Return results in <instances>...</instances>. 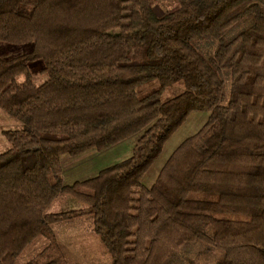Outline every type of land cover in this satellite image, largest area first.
Instances as JSON below:
<instances>
[{"label":"trees","instance_id":"16d2710c","mask_svg":"<svg viewBox=\"0 0 264 264\" xmlns=\"http://www.w3.org/2000/svg\"><path fill=\"white\" fill-rule=\"evenodd\" d=\"M23 44L0 52V107L23 123L0 153V264L40 237L26 264H70L53 226L84 216L111 264H171L195 245L264 264V0H0V49ZM194 111L207 122L146 185ZM136 134L129 158L65 183L62 155ZM62 196L81 206L50 212Z\"/></svg>","mask_w":264,"mask_h":264},{"label":"rangeland","instance_id":"374dc122","mask_svg":"<svg viewBox=\"0 0 264 264\" xmlns=\"http://www.w3.org/2000/svg\"><path fill=\"white\" fill-rule=\"evenodd\" d=\"M175 5L174 1H161L156 4L158 13H163ZM242 23L232 27L227 34L229 36L236 34L243 28ZM28 44L13 45L20 47L17 50L8 47H1L0 52L5 57L22 54L29 49ZM24 46V47H23ZM34 64V63H33ZM32 68V65H31ZM34 81L41 83L45 77L40 73V66L35 65ZM174 89V88H173ZM167 89L164 98L178 92V89ZM209 118L208 111L192 112L186 122L170 137L164 145L161 154L156 158L143 178V182L151 186L163 165L169 159L173 151L189 136L199 131ZM23 123L11 116L0 107V153L9 147L4 132L6 130L20 129ZM138 135H132L121 141L113 147L98 151L96 149L88 150L82 154L72 156L70 154L62 155L63 177L67 184H72L77 180L86 179L99 173L102 169L119 163L129 158L137 142ZM81 205L72 197L62 196L58 198L50 208V212L68 211L73 208H79ZM54 230L60 241L63 243L66 257L70 264H111L112 258L100 237L93 230V221L91 217L84 216L74 218L66 222L55 224ZM45 237H40L31 245L20 257L10 260L11 264H26L32 257L40 252L46 245ZM202 245H195L183 252L178 253L171 264H217L221 253L212 251L202 253Z\"/></svg>","mask_w":264,"mask_h":264}]
</instances>
